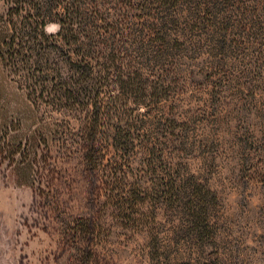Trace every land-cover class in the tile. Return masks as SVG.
<instances>
[{"label":"rangeland","instance_id":"obj_1","mask_svg":"<svg viewBox=\"0 0 264 264\" xmlns=\"http://www.w3.org/2000/svg\"><path fill=\"white\" fill-rule=\"evenodd\" d=\"M81 13L0 47V264H264V0Z\"/></svg>","mask_w":264,"mask_h":264},{"label":"trees","instance_id":"obj_2","mask_svg":"<svg viewBox=\"0 0 264 264\" xmlns=\"http://www.w3.org/2000/svg\"><path fill=\"white\" fill-rule=\"evenodd\" d=\"M81 6L82 0H0V47L13 49L12 52L26 49L35 51L36 46H42L37 39L47 38L46 26L50 21L58 24V34L65 43L78 42L83 34L80 29L81 20L84 19ZM80 50L77 52L82 56L79 61L86 63L88 60L84 56L87 54ZM34 61L38 62L39 59ZM86 65H78V69ZM129 203L126 200L121 205L127 209Z\"/></svg>","mask_w":264,"mask_h":264}]
</instances>
